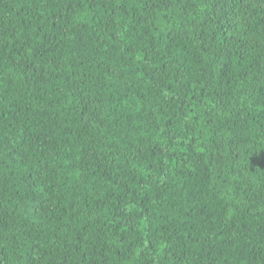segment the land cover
I'll list each match as a JSON object with an SVG mask.
<instances>
[{"label":"trees","instance_id":"obj_1","mask_svg":"<svg viewBox=\"0 0 264 264\" xmlns=\"http://www.w3.org/2000/svg\"><path fill=\"white\" fill-rule=\"evenodd\" d=\"M0 264H264V0H0Z\"/></svg>","mask_w":264,"mask_h":264}]
</instances>
